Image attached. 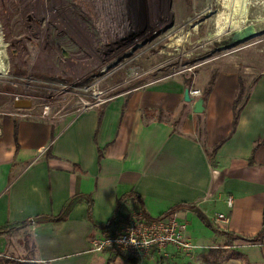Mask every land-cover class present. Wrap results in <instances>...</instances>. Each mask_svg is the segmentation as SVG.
<instances>
[{
	"label": "crops",
	"instance_id": "0c3cea01",
	"mask_svg": "<svg viewBox=\"0 0 264 264\" xmlns=\"http://www.w3.org/2000/svg\"><path fill=\"white\" fill-rule=\"evenodd\" d=\"M55 1L0 0V27L27 44L31 65L42 55L49 65L57 49H70L56 24L51 26ZM57 1L70 9V0ZM14 6L23 12L16 26L9 13ZM14 51L5 44L0 59H10L11 52L16 57ZM34 68L51 75L49 67ZM216 73L206 95L212 74L195 77L205 97L200 113L185 100L187 81L179 77L136 86L76 114L44 109L24 115L0 95V226L24 223L0 232V258L42 264H264V237L246 239L264 223V72L249 82L243 76L247 98L236 120L241 74ZM74 197L73 209L59 219ZM131 209L152 219L175 214L197 247L186 252L168 244L142 260L125 251L93 250V239L112 232L116 215ZM219 213L228 220L218 219Z\"/></svg>",
	"mask_w": 264,
	"mask_h": 264
},
{
	"label": "rangeland",
	"instance_id": "374dc122",
	"mask_svg": "<svg viewBox=\"0 0 264 264\" xmlns=\"http://www.w3.org/2000/svg\"><path fill=\"white\" fill-rule=\"evenodd\" d=\"M70 2V9H63L56 0L57 11L51 14V26L56 24L70 49L65 53L57 49L49 65L45 55L31 65L27 44L0 27V50L6 44L17 53L0 59V95L8 98V108L18 102L13 96L20 93L31 102L20 106L25 113H42L48 107L51 114H76L81 98L90 102L110 98L168 78L191 79L187 87L193 89L199 88L195 77L206 71L238 70L247 82L264 72V0ZM21 11L15 6L10 10L11 25ZM249 24L253 35L237 40L235 33ZM179 34L184 37L174 41ZM3 65L9 66L7 73L1 71ZM33 66L49 67L51 75H39ZM48 82L51 86H42Z\"/></svg>",
	"mask_w": 264,
	"mask_h": 264
},
{
	"label": "built area",
	"instance_id": "2783aa9c",
	"mask_svg": "<svg viewBox=\"0 0 264 264\" xmlns=\"http://www.w3.org/2000/svg\"><path fill=\"white\" fill-rule=\"evenodd\" d=\"M15 85H21V83ZM34 86H41V84L35 82ZM42 86H51V82ZM201 94V88L190 89V95L194 99H197ZM13 98L15 101H21L29 98V96L19 93L15 94ZM102 99L107 98L98 97L92 102L81 98L80 101L77 102V104H82L78 112L93 107L98 101H102ZM46 109H48V107H46L45 110ZM28 114L29 113H24V115ZM228 202L230 205L232 204L231 198H229ZM217 218L224 221L228 220L223 213H219ZM186 231L187 223L178 219L175 214L149 220L143 211L131 209L127 213H118L116 215V221L112 232H108L102 237L93 239V250H111L113 252L125 251L138 260L146 258L151 249H161L168 244H173L183 251L190 252L197 247V244L193 243L186 236Z\"/></svg>",
	"mask_w": 264,
	"mask_h": 264
},
{
	"label": "trees",
	"instance_id": "16d2710c",
	"mask_svg": "<svg viewBox=\"0 0 264 264\" xmlns=\"http://www.w3.org/2000/svg\"><path fill=\"white\" fill-rule=\"evenodd\" d=\"M216 74H217L216 72L212 74L211 81L209 82V86L207 87V89L205 91V95L210 92L211 86L214 83ZM186 81H187L186 84L190 85L191 79H189V80L187 79ZM246 98H247V95H245L244 77L240 75V88H239V92H238L237 98H236L235 103H234L235 120L238 119L239 112H240L241 108L243 107V105H244V103L246 101ZM131 195H132V192L126 193L120 198V200L118 202V205H117V210H119L121 201L126 199L128 196H131ZM76 201H77V197H74V198L71 199L70 202H68L66 204V206L64 207L61 215L59 216V219H64V218H66L68 216L69 212L73 209ZM139 204L140 203H138V205ZM90 210H91V207L89 209V217H92V215L90 213L91 212ZM148 219L150 220L152 218H148ZM112 222H114V217L111 219L110 223H112ZM23 225H24V223H16V224H9L8 223L6 225L0 226V232H10V231H13L15 229L20 228ZM232 236L233 237H239L240 235L232 233ZM263 237H264V223H263V227H262L261 231L256 236L250 237V238H246V239H249L251 241H262ZM0 264H42V263L29 262V261L28 262H21L19 260H11V259H7V258H0Z\"/></svg>",
	"mask_w": 264,
	"mask_h": 264
},
{
	"label": "water",
	"instance_id": "95a60500",
	"mask_svg": "<svg viewBox=\"0 0 264 264\" xmlns=\"http://www.w3.org/2000/svg\"><path fill=\"white\" fill-rule=\"evenodd\" d=\"M254 33V28L251 24H249L248 26L244 27L243 29H239L236 33H235V38L239 41L245 40L247 38H249L250 36H252ZM185 100L188 102H193V110L197 113L203 112L205 109V97L204 96H200L197 99H194L191 95H190V89L189 87L186 88L185 90ZM16 106L20 107H27L31 105V102L29 100H21L15 103ZM38 219V218H37Z\"/></svg>",
	"mask_w": 264,
	"mask_h": 264
},
{
	"label": "bare ground",
	"instance_id": "6f19581e",
	"mask_svg": "<svg viewBox=\"0 0 264 264\" xmlns=\"http://www.w3.org/2000/svg\"><path fill=\"white\" fill-rule=\"evenodd\" d=\"M246 9V8H245ZM245 11V10H244ZM218 17H219V15L217 14V16H216V19H215V24H217L218 23V21H219V19H218ZM184 36H182V34L180 35H178V38L176 39V40H174V41H180L182 38H183Z\"/></svg>",
	"mask_w": 264,
	"mask_h": 264
}]
</instances>
